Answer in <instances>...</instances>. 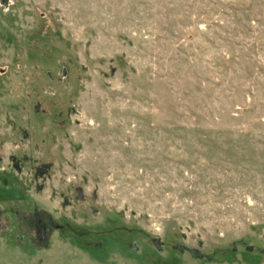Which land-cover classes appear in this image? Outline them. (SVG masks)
<instances>
[{
    "label": "rangeland",
    "instance_id": "374dc122",
    "mask_svg": "<svg viewBox=\"0 0 264 264\" xmlns=\"http://www.w3.org/2000/svg\"><path fill=\"white\" fill-rule=\"evenodd\" d=\"M263 248L264 0H0V264Z\"/></svg>",
    "mask_w": 264,
    "mask_h": 264
},
{
    "label": "water",
    "instance_id": "95a60500",
    "mask_svg": "<svg viewBox=\"0 0 264 264\" xmlns=\"http://www.w3.org/2000/svg\"><path fill=\"white\" fill-rule=\"evenodd\" d=\"M34 222H35V224H37V225H38V223H39V219H38L37 214H34ZM40 238H41V237H40ZM152 241H153V243H154V245H155V247H156L157 249H160V248H161V245H160V241H159V239L154 238ZM177 247H178V249H179L180 251H183V250H184V249H183L182 247H180V246H177ZM233 249H235V247H233ZM246 249H247L248 251H250V250L252 249V247H251V246H247ZM189 252H190L193 256H199V257H202V254H201L198 250H196V249H189ZM262 252H264V248L262 249Z\"/></svg>",
    "mask_w": 264,
    "mask_h": 264
},
{
    "label": "flooded vegetation",
    "instance_id": "af4514ba",
    "mask_svg": "<svg viewBox=\"0 0 264 264\" xmlns=\"http://www.w3.org/2000/svg\"><path fill=\"white\" fill-rule=\"evenodd\" d=\"M34 214H37V213H34ZM34 214H33V223H34V226H35V229H36V232H37V236H38L39 239H43L45 237L46 226L42 222V220L38 216V214H37V216H38V219H39V223H38V225L35 224V222H34Z\"/></svg>",
    "mask_w": 264,
    "mask_h": 264
}]
</instances>
